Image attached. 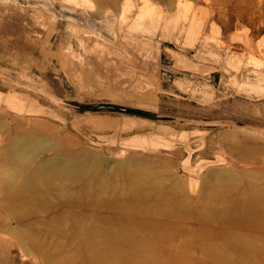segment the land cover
Masks as SVG:
<instances>
[{"label":"rangeland","instance_id":"374dc122","mask_svg":"<svg viewBox=\"0 0 264 264\" xmlns=\"http://www.w3.org/2000/svg\"><path fill=\"white\" fill-rule=\"evenodd\" d=\"M25 135L106 190L10 209L4 180L0 264H264V0H0L3 179Z\"/></svg>","mask_w":264,"mask_h":264},{"label":"bare ground","instance_id":"6f19581e","mask_svg":"<svg viewBox=\"0 0 264 264\" xmlns=\"http://www.w3.org/2000/svg\"><path fill=\"white\" fill-rule=\"evenodd\" d=\"M36 136H32V135H25L22 137L18 136V139L14 143H11V145L9 143V146L4 148L2 151V154L4 155L6 160L9 161V163H10L9 165H11V166H8V164H6V165L10 168L18 167V169L16 168V169L8 170L4 179H3V177L0 176V190L3 187L2 182L4 183V180H5V183H7L6 186L3 187L4 199H5L6 205L9 206L10 209H14V208H17V206H19V205L28 203L30 200L47 201V199L49 198L48 197L49 191L51 190L49 185L51 186L52 181L56 180L55 178H57L60 174H62V175H65L68 179H70L72 181H76V182L78 180H80V178L83 179L82 180V187L80 189L81 190L80 196L81 195L84 196L85 194H88L89 195L88 198L91 199V201L85 200L84 202L81 203V205L83 208H90L91 207L94 211H97V207H98L97 200H98V198L102 197L104 191L106 190L102 186L96 187L97 182H98L97 178L100 174V172L98 170V164H96L94 166V168H92L86 162L87 159L82 161V160H79L78 158H76L75 156H72V155H70V157H66V158H65V156H63L64 158L61 157V155H60V157H57L56 155H48L46 153L49 152V150H50L49 143L45 139H43L41 137H36ZM15 137H17V136H15ZM41 153L45 156L42 159H40L39 161L37 160L38 162L35 163L34 160L36 159V156L38 154H41ZM2 158H0V159H2ZM5 163H7V162H5ZM22 173H24V175H25V178H23L22 183L18 186H14L12 184L13 178L16 175H19ZM62 175H61V177H62ZM65 176H64V178H65ZM64 178H62V179L64 180ZM99 178H98V180H99ZM58 179L61 180L60 177ZM55 185L56 184H54V186ZM54 186L52 185L53 188H54ZM70 186H71V184H70ZM130 186L133 188L130 187L131 192H130L129 198L131 199L130 202L134 203L136 197L139 196L138 194L141 195V193L137 192L140 190L136 184L134 186L133 185H130ZM72 188L74 189V187H71L70 189L72 190ZM75 192H77V191H75ZM84 198H86V197H84ZM18 219L21 220L20 218H18ZM18 222H20V221H18ZM80 223L83 224L84 220L82 219ZM78 225H80V224H78ZM91 226H92L91 228L86 229L85 234H86L87 238L96 237L97 231H96L95 223H93ZM110 233H112V232H110ZM110 233H108V234H110ZM126 235H128V234H126ZM113 236H115V235H113ZM103 237H105V236H103ZM105 238H107V240L109 239L108 237H105ZM119 240H121V239H119ZM109 241L110 240H108V243H109L108 244V251H111L114 253L115 250L119 249V247L117 249V245L114 242L111 243ZM83 247L87 252H93L94 255L98 254L99 245H97L96 243L93 244L92 247L89 246V243H87V245H84ZM25 248L27 249V247H25ZM90 249H91V251H90ZM116 253H118V252H116ZM94 262H96V261H94ZM98 262L101 263V261H98ZM87 263L88 262H86V264ZM103 263H105V262H103ZM103 263H101V264H103ZM88 264H90V263H88ZM129 264H131V263H129Z\"/></svg>","mask_w":264,"mask_h":264}]
</instances>
